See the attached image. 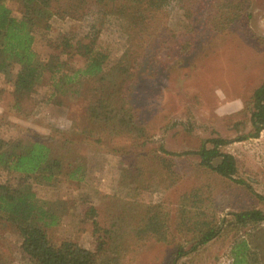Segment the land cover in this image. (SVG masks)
I'll list each match as a JSON object with an SVG mask.
<instances>
[{
	"label": "trees",
	"instance_id": "1",
	"mask_svg": "<svg viewBox=\"0 0 264 264\" xmlns=\"http://www.w3.org/2000/svg\"><path fill=\"white\" fill-rule=\"evenodd\" d=\"M9 1L0 0V81L11 90L6 100V90L0 89V105L20 110L48 72L47 99L60 103L63 97L76 96L83 110L71 128L82 135L80 141L69 138L72 130L0 137V172L14 176L0 182V264L14 263L6 251L4 226L17 235L32 264H133L147 244H175L169 264H179L221 237L230 240V264H264V210L245 208L219 219L214 199L200 186L154 203L106 196L105 220L92 224L100 241L89 250L69 237L55 238L60 217L36 197L28 182H81L87 173V150L105 148L120 154L123 139L133 147L142 146L148 130L131 100L132 84L140 75L151 81L157 78L170 60L189 53L201 32L223 35L233 25L245 23L251 0H172L173 18L164 11L167 0H19L23 5L19 18ZM108 17L120 20L119 41L124 43L113 61L112 50L100 42ZM74 22H83L82 29L88 30L77 31L71 27ZM155 26L156 34L144 45L142 40ZM37 37L51 48L46 59L34 48ZM245 110L254 130L249 137L256 138L264 130V79L252 91ZM2 116L0 122L7 119ZM232 142L211 137L192 151L160 148L138 153L121 169L124 186L168 191L180 179L173 157L196 156L198 170L241 184L264 203L263 195L237 177L234 155L222 150Z\"/></svg>",
	"mask_w": 264,
	"mask_h": 264
},
{
	"label": "rangeland",
	"instance_id": "2",
	"mask_svg": "<svg viewBox=\"0 0 264 264\" xmlns=\"http://www.w3.org/2000/svg\"><path fill=\"white\" fill-rule=\"evenodd\" d=\"M8 6L14 16L19 18L23 15L21 1L11 0ZM163 8L169 18L176 14L172 0H167ZM248 12L250 18L245 23L233 25L223 35L201 32L189 53L170 60L154 80L140 75L132 84L131 100L148 130L142 146L133 147L123 139L122 143L119 141V146H124L120 154L108 152L104 147L87 150V173L81 182L65 180L47 184L28 180L36 197L47 202L48 208L60 217L55 238L69 237L93 250L100 239L93 233L92 224L93 221L101 223L105 220L106 196L154 203L173 199L179 191L200 186L214 199L219 219L229 212L245 208L264 210V203L241 184L198 170L194 166L198 161L196 156L173 157L180 179L168 191L146 185L124 186L126 180L121 177V169L135 160L138 153L158 152L160 148L182 153L195 150L201 140L221 137L233 140L222 150L236 158L237 177L249 182L257 194L264 196V130L256 138L249 137L254 130L245 110L252 91L264 79V0H251ZM104 21L100 42L112 50L113 61L124 44L119 41L121 23L112 17ZM56 26L54 23L53 28ZM71 27L80 32L88 30L82 29L83 22H74ZM157 30L155 26L145 36L142 40L144 45ZM34 46L42 59L51 52L39 37ZM76 63L81 65L82 59L77 57ZM49 75L45 73L33 93L22 102L20 110H7L0 105V119L2 114L7 116L4 122H0L1 138L72 130L69 138L81 140L82 135L71 128L81 119L82 101L76 96L63 97L60 103L48 100L47 95L51 92ZM0 89L6 90L3 97L8 100L11 86L0 81ZM241 137L245 139L235 141ZM11 176L0 172V182L12 180L14 176ZM2 230L9 260L13 264H32L21 251L19 239L12 229L4 226ZM174 245L147 244L133 264H169ZM184 246L189 245L185 243ZM229 249L230 240L221 237L196 254L184 257L179 264H230Z\"/></svg>",
	"mask_w": 264,
	"mask_h": 264
}]
</instances>
